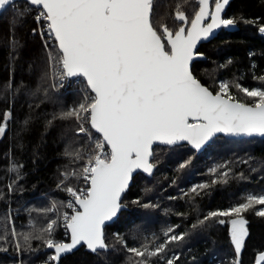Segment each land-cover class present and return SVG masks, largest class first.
I'll list each match as a JSON object with an SVG mask.
<instances>
[{
	"label": "trees",
	"instance_id": "1",
	"mask_svg": "<svg viewBox=\"0 0 264 264\" xmlns=\"http://www.w3.org/2000/svg\"><path fill=\"white\" fill-rule=\"evenodd\" d=\"M25 7L24 1H18L0 14V124L6 128L0 136V264H53V254L44 239L35 237L47 238L40 230L50 219H58L55 211L44 210L55 203L61 213L65 209L64 188L82 184V179L73 178L58 187L61 173L82 167V161L66 155V150H83L86 141L75 134L73 118H60L61 113L78 106L81 96L76 92L54 94L49 75L45 77L49 63L36 30L37 9L29 5L24 17L15 14ZM197 9V0H157L154 26L176 30L175 13L183 11L190 22ZM226 16L236 20L237 31L219 33L200 45L198 52L205 60L195 61L192 73L214 94L221 82H227L235 100L253 105L254 98L239 91L236 84L264 90V80L260 79L264 76V34L260 32L264 0H232ZM5 113L9 114L7 120ZM152 153L154 174L151 178L142 174L133 178L122 199L127 210L104 229L108 249L91 254L81 247L58 264H139L140 258L127 248L147 244L154 249L166 239L169 228L175 229L173 234L187 235L169 244L162 256L151 258L149 264H167L170 256L177 255L174 264H234L230 220L239 217L233 214L204 226L193 225L211 211H225L245 202L248 194L264 192V140L219 136L199 154L186 145L156 146ZM189 159L191 163L179 169ZM13 165L21 166L19 179L17 172L10 171ZM214 168L216 173L211 171ZM221 172L229 173L227 182L213 184V180H221ZM199 184L208 187L198 190L197 195L191 189ZM263 207L255 205L242 214L248 222V236L239 264H255L257 256L264 253V217L255 214ZM220 219L225 223L220 224ZM25 233L32 235L27 244ZM51 238L68 241L60 224Z\"/></svg>",
	"mask_w": 264,
	"mask_h": 264
},
{
	"label": "snow or ice",
	"instance_id": "2",
	"mask_svg": "<svg viewBox=\"0 0 264 264\" xmlns=\"http://www.w3.org/2000/svg\"><path fill=\"white\" fill-rule=\"evenodd\" d=\"M156 3L157 0H25V10L15 13L24 17L30 10L27 6L38 9L35 19L44 22L53 44L48 63L57 83L52 87H63L65 80L82 77L91 93L86 92L78 106L60 114L61 119H75L76 133L84 135L87 144L84 150H66V155L82 161V167L61 173L63 179L58 187L73 178L82 179L86 187L64 188L71 197L66 207L72 209V214H62L63 227L71 234L70 243L51 238L59 226L58 219H50L40 230L47 238L35 237L43 238L45 246L54 250L51 261L58 262L79 245L93 254L108 249L103 226L122 207L121 197L133 172L152 174L154 165L150 158L155 142L174 145L187 141L200 150L217 133L264 137V90H249L237 83L239 91L254 98V104L249 105L234 99L227 82H221L220 90L213 94L191 70L192 61L203 55L196 51L198 42L209 39L216 29L236 24L235 19L221 15L229 0H215L214 10L209 7L210 0H198L199 10L190 20V27L185 26L189 23L186 14L177 11L175 20L183 23L175 31L161 25L162 34L153 23ZM14 4L15 0H0V13ZM260 32L264 33V27ZM48 75L46 72L45 77ZM260 79L264 80V76ZM8 116L5 113V120ZM5 130V125L0 124V136ZM92 130L99 139L94 138ZM190 163V159L181 163L179 169ZM19 167L10 168L17 172V179ZM211 171L217 172L215 168ZM219 175L221 180H213V184L227 182L228 172ZM207 187L199 184L191 191L199 195L198 190ZM12 190L10 184L9 191ZM255 205H264V194H248L243 203L225 211H211L193 227L204 226L217 217H239L230 220L234 264H239L248 236V222L242 214ZM55 209L53 203L44 211ZM255 214L264 217V208ZM218 222L224 224L225 220ZM174 232L169 228L164 234L166 239L154 249L144 244L127 251L140 258L139 264H149L151 258L162 256L169 244L180 242L187 235ZM12 235L16 238L15 230ZM31 238L30 233L23 234L25 244ZM178 259V255L169 258L167 264ZM262 262L264 253L257 256L256 264Z\"/></svg>",
	"mask_w": 264,
	"mask_h": 264
},
{
	"label": "water",
	"instance_id": "3",
	"mask_svg": "<svg viewBox=\"0 0 264 264\" xmlns=\"http://www.w3.org/2000/svg\"><path fill=\"white\" fill-rule=\"evenodd\" d=\"M18 1H24V2H25V0H15V2H18ZM230 1H231V0H229V3H230ZM197 2H198V1H197ZM229 3H228L227 5H225L224 10H225L226 7L229 5ZM214 9H215V7H214ZM214 9H213V10H214ZM224 10H223V12H224ZM223 12H222V13H223ZM0 14H1V13H0ZM221 15H222V14H221ZM206 20H207V18H206ZM179 22H180V21H179ZM189 27H190V26H189ZM221 29H224L225 31H228V32H235V31H237L238 27H237V25L235 24V25L232 26V27H228V28H223V27H221V28H219V29H216L215 32H214V34H213L209 39H207V40H202V41H199V42H198V44H197V48H196V51L199 49L200 45L205 44V43H208V42H210L212 39H214V38L218 35V33H219V31H220ZM165 42H166V40H165ZM201 60H205V56H204V55H202L201 57H197L196 59H194V60L192 61V63H191V70H192V65H193V63H194L195 61H201ZM75 78H82V77H73V78H69V79H75ZM82 79H83V78H82ZM84 82H85V81H84ZM85 84H86V82H85ZM89 92H90V90H89ZM213 94H214V93H213ZM249 105H250V104H249ZM92 132H94V130H92ZM94 133H95V132H94ZM95 134L99 135L98 133H95ZM219 136L224 137L225 139H230V140H232V139H238V140H239V139H252V138H256V139H260V140H264V137H260V136H252V137L240 136V137H234V136H227V135H225V134H223V133H217V134L212 138V140L209 141V142H208L205 146H203L200 150H196V149L192 148V146H191L190 144H188L187 141H180V142H178L177 144H174V145H167V144H163V143H160V142L157 141V142H155V143L153 144V146H152V151H153V148L156 147V146H162V147H174V146L186 145V146H188L189 149H191V150L195 151L197 154H199V153L203 152V151L206 149V147H208V146L210 145V143H211L216 137H219ZM152 157H153V154H152V156H151V158H150V162H151V160H152ZM154 171H155V167L153 168V172H152L151 175H149V174H147V173H144L142 170H136V171H134L133 174H132V178H131V180H130V184H129L128 189L130 188V186H131V184H132V180H133V178H134L137 174H142V175H144V176L147 177V178H151L152 175L154 174ZM128 189L125 191V193L128 191ZM125 193H123V194H122V197H121V205H122V207L120 208V210L118 211L117 215H116L112 220H110V221H106V222H105V224H104V226H103V233H104V229H105L106 226H108V225L114 223V222L117 220V218L119 217L120 213H121L122 211H124V210H127V207L122 203V199H123ZM70 242H71V234L68 233V241L65 242V243H70ZM81 247H83L84 250H85L86 252L93 254L92 252H90L89 250L86 249V246H84V245H79V246H77L76 249H74V250L71 251L70 253H67V254L62 255V256L60 257V259H61L62 257H64V256H67V255H70V254L74 253L75 251H77V250H78L79 248H81ZM47 250H48L49 252H51L52 254H54V250H53V249H47ZM100 251H104V250H100ZM60 259H59V260H60ZM58 262H59V261H58ZM58 262H54V261H53V264H58ZM255 264H256V263H255ZM262 264H264V262H262Z\"/></svg>",
	"mask_w": 264,
	"mask_h": 264
},
{
	"label": "built area",
	"instance_id": "4",
	"mask_svg": "<svg viewBox=\"0 0 264 264\" xmlns=\"http://www.w3.org/2000/svg\"><path fill=\"white\" fill-rule=\"evenodd\" d=\"M36 15H38V9H37V12L35 14V17H36ZM35 24H36V30L38 32V36H39L43 46L45 47L46 55L48 57V53L50 51L51 40L48 37L47 31H46V27H45L43 21L38 23L36 21V19H35ZM49 72H50V68H49ZM50 79H51V85H54V84L57 83L56 80L51 76V74H50ZM52 90L58 96H61V95H64V94H68L70 92H76L79 95H81L82 98H84V95H85L86 92L91 94L89 92V90L87 89L86 84H85V82H84V80L82 78L67 79V80H65L63 82V87H56V88L52 87ZM74 122H75V125H76V128H75L74 132L77 135V133H76L77 122L75 121V119H74ZM78 136L84 137V139L86 141V144H87V138L84 135H78ZM93 136L96 139L100 138L99 135L95 134L94 132H93ZM85 147H86V145L84 146L83 150L85 149ZM85 187H86V185H85L84 181L82 180V184L79 187H77L76 189H81V188H85ZM70 199H71V197L66 192L65 201H64L65 202V204H64L65 209L61 213H58L57 209L54 210L57 213L58 220L60 221L59 224H60V227L62 229V232H64V234H67V235H68V233L66 232V229L63 227L62 214L64 212H68L69 215L72 214V209H69V208L66 207V204L69 202Z\"/></svg>",
	"mask_w": 264,
	"mask_h": 264
},
{
	"label": "flooded vegetation",
	"instance_id": "5",
	"mask_svg": "<svg viewBox=\"0 0 264 264\" xmlns=\"http://www.w3.org/2000/svg\"><path fill=\"white\" fill-rule=\"evenodd\" d=\"M198 1V0H197ZM232 1V0H231ZM230 1V2H231ZM197 4H198V2H197ZM230 4V3H229ZM209 7H210V9L211 10H213L214 9V7H215V0H210V4H209ZM228 7H229V5L226 7V9L224 10V12L222 13V17L223 18H227V9H228ZM199 10V5H198V9H197V11ZM177 22V24H178V26L176 27V30H178V28L181 26V24L183 23V22H179V21H176ZM206 22H207V20H206ZM186 27H189L190 26V22L187 24V25H185ZM173 31H175V30H173ZM160 32H161V34H162V32H163V29L162 28H160ZM219 33H233V32H228V31H225L224 29H221L220 31H219ZM218 33V34H219ZM164 43L166 44V42L164 41ZM197 52H198V50H197Z\"/></svg>",
	"mask_w": 264,
	"mask_h": 264
},
{
	"label": "rangeland",
	"instance_id": "6",
	"mask_svg": "<svg viewBox=\"0 0 264 264\" xmlns=\"http://www.w3.org/2000/svg\"><path fill=\"white\" fill-rule=\"evenodd\" d=\"M262 34H264V33H262ZM50 51H51V49H50ZM48 72H49V70H48ZM50 73V72H49ZM49 78H50V74H49ZM50 84H51V79H50ZM51 87H52V85H51ZM55 94V93H54ZM56 95V94H55ZM58 96V95H57ZM81 96V95H80ZM83 101V98L82 97H80V101H79V103H81ZM78 103V104H79ZM261 194H264V192L263 193H261ZM264 208V207H263ZM14 230V229H13ZM159 243H157L156 245H158ZM169 258H172V256H170ZM168 258V259H169Z\"/></svg>",
	"mask_w": 264,
	"mask_h": 264
},
{
	"label": "bare ground",
	"instance_id": "7",
	"mask_svg": "<svg viewBox=\"0 0 264 264\" xmlns=\"http://www.w3.org/2000/svg\"><path fill=\"white\" fill-rule=\"evenodd\" d=\"M64 210V209H63Z\"/></svg>",
	"mask_w": 264,
	"mask_h": 264
}]
</instances>
